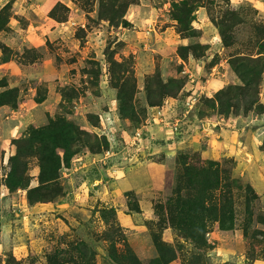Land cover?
<instances>
[{
  "label": "rangeland",
  "instance_id": "374dc122",
  "mask_svg": "<svg viewBox=\"0 0 264 264\" xmlns=\"http://www.w3.org/2000/svg\"><path fill=\"white\" fill-rule=\"evenodd\" d=\"M182 1L0 0V218L11 228H0V264L70 251L83 264H118L127 247L137 254L125 229L135 225L150 234L142 261L159 256L156 233L176 251L169 264H188L204 250L179 235L168 204L195 196L233 226L209 221V264H264V109L225 91L243 83L240 63L264 56V0H188L190 12ZM47 150L62 160L63 193L34 203ZM210 162L223 185L205 191ZM93 176L103 201L89 190ZM21 177L28 188L8 186ZM131 180L138 191L152 183L154 213L124 227L140 193L124 192L120 214L111 201Z\"/></svg>",
  "mask_w": 264,
  "mask_h": 264
},
{
  "label": "trees",
  "instance_id": "16d2710c",
  "mask_svg": "<svg viewBox=\"0 0 264 264\" xmlns=\"http://www.w3.org/2000/svg\"><path fill=\"white\" fill-rule=\"evenodd\" d=\"M181 3L182 5L180 6L181 8L183 7V11L185 9H188L189 12L191 11V9L188 8V0H183ZM176 18L179 22L184 23V25L189 29L188 25L190 21L188 22V20L183 18L180 14H178ZM240 67L242 69H238V73L243 83L228 87V89L225 90L226 93L234 91V93H236L234 99H244V101H247L250 106L259 105L260 109H264L262 104H258L259 85L262 82L264 73V56L248 59L240 63ZM234 111L239 114L238 109ZM262 150L264 151V141ZM48 151L50 150H47L43 154L44 162L42 164L40 173V183L39 185L29 189V199L34 203L49 201L55 195L57 197L63 193V187L59 181L61 178L60 171L62 168V160L60 156L56 154V152L53 151L52 153H48ZM213 164L214 163L210 162V165L207 169L208 177L206 179V183L202 185V188H205V191H207V187L213 189L223 185L221 182L219 168L213 169ZM29 184L30 182L28 178L21 177L17 183H9L8 186L12 188L19 186H22V188H28ZM174 200H171L172 202L170 201L168 204L170 222L174 224L179 235L184 237L185 240H189L194 245L195 249L197 248L204 250L202 254L197 255L194 253L191 255L189 257L190 259L186 263L209 264L208 257L205 253V250H207L210 246L206 236L207 226L209 221H217L220 223V226L223 229L233 227L232 224L229 227L226 226L228 221L225 211H223L222 208L217 205V203L207 204V201L204 197L200 199L195 196L187 200H184L180 197L175 201ZM134 210L140 211L139 205H136ZM112 211L113 213L115 212V210ZM110 237H112V234ZM153 241L158 248L159 256L150 259L147 262L142 261L139 256L129 247H127L125 252L121 253L124 258L123 260L120 261L119 256H114L112 258L118 264H169L171 261L177 258L176 251L162 240L160 234L155 233L153 235ZM74 249L79 252L80 257L84 258L85 262L89 261L90 263V255L88 254L90 247L87 243L77 244ZM69 255V258H64L61 256V254L56 252V254L48 256V264H83L76 259L72 251H70Z\"/></svg>",
  "mask_w": 264,
  "mask_h": 264
},
{
  "label": "crops",
  "instance_id": "0c3cea01",
  "mask_svg": "<svg viewBox=\"0 0 264 264\" xmlns=\"http://www.w3.org/2000/svg\"><path fill=\"white\" fill-rule=\"evenodd\" d=\"M157 111V110H156ZM155 113V112H154ZM157 126H159V125H157ZM191 127H194V129L196 130L195 132H197V129L199 128L198 127V124L196 123V122H192V126ZM161 129L163 128V126H161L160 127ZM148 129V128H147ZM160 129V130H161ZM160 130H156V132L157 133H160ZM162 131V130H161ZM171 135L172 136H174V133L172 132V130L171 131H169V135H168V137H171ZM193 135V134H192ZM192 135H189V136H192ZM187 137V135H184L183 136V139H179V140H177V139H173L171 142L168 140V139H165V142H166V144H168L169 146H171V145H177L178 143H186V141H184V139ZM187 140V139H186ZM171 144V145H170ZM186 145V144H185ZM155 154V153H157V152H154V151H152V152H149L148 151V154H150V155H152V154ZM91 178H92V176H90ZM95 178V179H94ZM93 179L94 180H96L95 182H94V184H92V187L91 188H89V190H90V192L93 194L92 196H97V197H99V199L101 200L102 199V201H103V199H105V194H103L102 196H100V191H101V189H102V191H103V186H99V184H98V181L100 180L99 179V177H94L93 176ZM132 181V184H130L129 186H124V182H121V181H118V184H116V192L118 191V193L120 192V194H113V197H112V201H111V205H113L114 204V207L116 208V210L119 212V209H118V207H120L121 208V210L124 208V206H125V202L123 203L122 201V199H123V197H124V192H126V191H129V190H135L137 193L139 192L140 194H138V205H139V208H140V211H135V210H131L132 211V213L130 214V213H124V216H123V218L121 219V221H123L124 220V223H125V225L124 224H122L124 227L125 226H129L130 224V221L129 220H127V219H133L134 217H136V216H141L142 218L144 217L145 219H149L150 217H152V215H153V213H154V209L150 206H146L145 205V203L146 202H151L150 200L148 201L147 200V197L150 195V192L149 191H151V185H152V183L148 180L147 181V183L145 184V185H143V186H141V189H139V191H138V188H136V187H138V183H135L134 182V180H131ZM123 183V184H122ZM85 185V184H84ZM123 185V186H122ZM140 187V186H139ZM122 188V189H121ZM143 188V189H142ZM153 189V188H152ZM141 191H148L149 193H144V194H141L142 192ZM89 192V193H90ZM89 193L87 194V196L89 195ZM149 194V195H148ZM115 195V196H114ZM96 197V198H97ZM104 197V198H103ZM150 197V196H149ZM124 199H125V201L127 202V200H126V197H124ZM100 203H98L99 205H102L103 203L101 202V201H99ZM126 210H128V207H126ZM121 213V211L119 212V214ZM9 221H6V219L4 218V219H2V218H0V223H1V225H0V228L2 229V231L1 232H3V231H6V230H9V229H11L10 228V226H9V223H8ZM126 224H128V225H126ZM125 229H127L126 230V232H128V233H130L132 230H134V231H132L131 233H130V235L131 234H133L134 235V239L133 238H131L130 237V239H133V241H132V246L134 247V250L137 252V254L138 255H140V254H144V253H142V252H144L145 251V249H146V247H143L142 246V244H140V242H147V240L149 239V242H150V234H149V232L147 231V229L145 230L144 229V227L143 226H141V225H135L134 227L133 226H129V229H128V227L127 228H125ZM0 232V233H1ZM4 233V232H3ZM132 236V235H131ZM130 239H129V241H130ZM148 242V243H149ZM149 248V252H151L152 251V248L151 247H148Z\"/></svg>",
  "mask_w": 264,
  "mask_h": 264
},
{
  "label": "built area",
  "instance_id": "2783aa9c",
  "mask_svg": "<svg viewBox=\"0 0 264 264\" xmlns=\"http://www.w3.org/2000/svg\"><path fill=\"white\" fill-rule=\"evenodd\" d=\"M158 113L161 114L160 119L163 120V118H164V117H162V115H163V111H162V110H159ZM165 119H167V118H165ZM165 119H164V120H165ZM154 120H156L155 117H154ZM165 123H166L167 125L169 124V122H165ZM176 123H177V124H176ZM174 127H175L174 129H177V127H178V122H174ZM138 134H139V136L141 135L140 131L138 132Z\"/></svg>",
  "mask_w": 264,
  "mask_h": 264
}]
</instances>
